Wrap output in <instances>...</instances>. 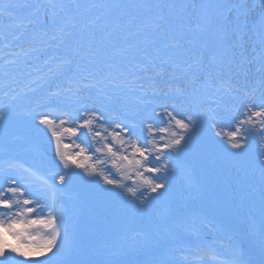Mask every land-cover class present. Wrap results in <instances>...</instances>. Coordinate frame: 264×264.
<instances>
[{"label":"snow or ice","instance_id":"1","mask_svg":"<svg viewBox=\"0 0 264 264\" xmlns=\"http://www.w3.org/2000/svg\"><path fill=\"white\" fill-rule=\"evenodd\" d=\"M0 19L6 145H43L4 161L0 264H264V0H3Z\"/></svg>","mask_w":264,"mask_h":264},{"label":"rangeland","instance_id":"2","mask_svg":"<svg viewBox=\"0 0 264 264\" xmlns=\"http://www.w3.org/2000/svg\"><path fill=\"white\" fill-rule=\"evenodd\" d=\"M0 2H1V0H0ZM2 21L0 20V23H1Z\"/></svg>","mask_w":264,"mask_h":264}]
</instances>
